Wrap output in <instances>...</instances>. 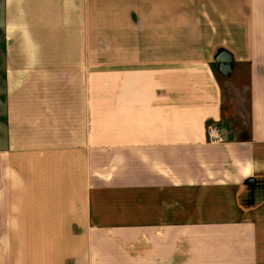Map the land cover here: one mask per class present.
I'll list each match as a JSON object with an SVG mask.
<instances>
[{
    "label": "crops",
    "instance_id": "1",
    "mask_svg": "<svg viewBox=\"0 0 264 264\" xmlns=\"http://www.w3.org/2000/svg\"><path fill=\"white\" fill-rule=\"evenodd\" d=\"M0 264H264V0H1Z\"/></svg>",
    "mask_w": 264,
    "mask_h": 264
},
{
    "label": "rangeland",
    "instance_id": "2",
    "mask_svg": "<svg viewBox=\"0 0 264 264\" xmlns=\"http://www.w3.org/2000/svg\"><path fill=\"white\" fill-rule=\"evenodd\" d=\"M0 5H1V0H0ZM91 56V55H90ZM99 57H104L105 55H98ZM108 57H110L111 58V56L112 55H107ZM88 62H90V61H88ZM86 65H87V60H84V74H85V72H86ZM111 73V72H110ZM225 92H226V94L228 95V87H225ZM227 98V97H226ZM233 100H234V103H233V105H237L236 103V101L238 100V99H236L235 97L233 98ZM236 100V101H235ZM239 102V101H238ZM237 107V106H236ZM237 109L238 110H240V111H243V113H245L246 114V108H245V105H239L238 107H237ZM235 118V117H234ZM234 119H231L230 117H228V116H226V117H222V121H221V124L223 125V130L224 131H227L229 128L231 129V127H233V128H239V131H243V132H246V130H247V123H246V116L244 117V122H243V124H239V127H236V122L234 123ZM238 137H240V136H238Z\"/></svg>",
    "mask_w": 264,
    "mask_h": 264
},
{
    "label": "built area",
    "instance_id": "3",
    "mask_svg": "<svg viewBox=\"0 0 264 264\" xmlns=\"http://www.w3.org/2000/svg\"><path fill=\"white\" fill-rule=\"evenodd\" d=\"M207 140L210 143H223L222 126L216 122H210L206 127Z\"/></svg>",
    "mask_w": 264,
    "mask_h": 264
}]
</instances>
